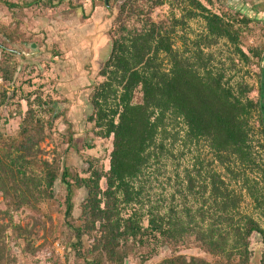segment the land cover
Here are the masks:
<instances>
[{"label": "trees", "instance_id": "obj_1", "mask_svg": "<svg viewBox=\"0 0 264 264\" xmlns=\"http://www.w3.org/2000/svg\"><path fill=\"white\" fill-rule=\"evenodd\" d=\"M63 1L0 0L10 10L33 3L54 8ZM90 1L94 6L97 0ZM100 1L106 9L111 2L116 3L117 10L108 30L110 49L98 70L103 79L90 93L87 120L96 134L110 138L107 168L90 167L88 161V176L70 172L62 160V153L74 147L70 130L61 136L52 161L40 158V142L53 139L57 100L32 92L18 96L26 108L21 113L18 101L11 104L20 118L17 130L7 138L0 135V191L7 203L8 219L12 221L10 210L13 213L22 207L49 204L56 196L70 229L68 249L73 248L74 264H125L131 254L144 262L156 257L163 247L172 255L153 264H252L250 237L256 233L264 244V229L240 211L242 195L230 182L241 179L240 189L255 207L264 209V196L244 171L256 165L250 121L254 114L258 121L255 132L261 137L256 143L264 139L260 106L258 100L247 96L248 84L231 85L224 70L211 64L213 54L204 51L222 38L233 45L241 60L248 61L240 39L250 18L212 11V0H179L190 8L187 17L198 15L203 20L205 32L190 48L177 49L173 47L172 28L151 17L153 9L166 0ZM66 3L71 8L81 7L75 0ZM7 39L11 37L4 34L0 51L4 50L1 41ZM252 53L261 57V49ZM11 54L6 52L0 58L5 82L12 76L13 69H8L13 62ZM136 90L139 101H134ZM7 93L6 88L0 92V105L6 104ZM179 124L182 127L175 129ZM169 125L174 130H169ZM168 140L185 146L202 140L227 181L214 168L202 170L198 161L201 166L194 172L185 170L182 191L178 190L183 197L180 208L171 205L162 211L160 205L153 204L144 209L145 171L150 161L162 154ZM257 145L263 149L262 144ZM56 181L63 194L54 191ZM79 188L85 194L79 206V223L75 224L66 218L71 216L72 196ZM83 236L89 243L82 242ZM15 237L20 234L15 233ZM193 247L203 254L183 253ZM3 253L2 248L0 264ZM257 264H264V249Z\"/></svg>", "mask_w": 264, "mask_h": 264}, {"label": "rangeland", "instance_id": "obj_2", "mask_svg": "<svg viewBox=\"0 0 264 264\" xmlns=\"http://www.w3.org/2000/svg\"><path fill=\"white\" fill-rule=\"evenodd\" d=\"M66 1L54 8L33 3L14 10L6 8L0 2V40L4 34L11 37L6 42L1 41L4 50L0 51V58L4 54L6 56V52H11L10 57L13 60L10 65L8 64V69H13L10 82H5L0 70V92L4 88L8 92L6 104L0 105V135L7 138L14 135L17 130L20 118L17 109L11 104L18 101V96L26 92H32L34 96L40 95L42 98L50 95L52 99L57 100L59 113L53 124V139H45L39 144L41 149L39 157L52 161L61 136L70 130L74 147L62 153V160L66 161L65 164L71 173L85 177L88 176L86 171L88 161H91L90 167L93 168L102 166L106 169L108 164L110 138L96 134L92 123L87 120V115L90 112V93L103 79L98 76V70L110 49L108 30L116 13L117 4L111 2V7L106 9L100 0L95 1L94 6H91L90 0H75L81 7L77 5V8H71ZM246 1L212 0L209 8L216 12L223 10L234 13L242 2H245L247 7L249 3ZM188 9L190 8L187 4L180 3L179 0H166L151 13L155 22H164L166 28H172L170 34L173 47L177 49L190 48L192 42L205 32L204 22L198 15L192 17L185 15ZM240 47L250 57L248 61L241 60L234 53L233 45L222 38L204 51L213 54L214 60L211 64L224 70L225 77L230 79L231 85L248 84L250 91L247 96L256 101L259 96L261 57L256 58L252 51L261 49L262 55L264 50L263 20L258 18L250 20L248 30L241 36ZM139 99L140 93L136 90L134 101ZM18 102L22 113L26 108L25 102L21 99ZM254 115L250 121L254 127L252 135L257 166L252 169L247 166L244 171L250 183H256L264 196V139L256 143L261 137L259 132H255L258 121ZM180 127L182 124L175 126V129ZM168 128L174 130L170 125ZM182 132L180 129V136ZM181 144L179 141L174 144L166 141L162 154L150 161L143 178L146 191L144 209L153 204L160 205L162 211L171 205L180 208L183 197L178 190L182 191L185 170L190 169L194 172V168L201 166L200 163L202 170L214 168L223 174L227 181L223 169L215 161L212 162V155L202 140L186 146ZM257 144H262L263 149ZM240 180L230 182V185L242 195L240 211L250 215L264 229V209L255 207L245 190L240 189ZM53 188L54 191L63 194L59 181L54 183ZM84 194L81 188L74 191L71 216L66 218L67 221L79 223L77 219L79 206ZM55 200L56 196L49 204L43 202L33 207H22L13 213L10 210L9 213L12 215L10 221L6 211L7 203L0 191V251L3 248L4 252L2 264H74L73 248L68 249L70 229L65 224L64 207L61 202ZM145 220L143 218L144 225ZM15 233L20 234L18 239ZM82 242L86 244L89 240L83 236ZM250 247L253 253L252 264H257L260 252L264 249L258 234L251 235ZM183 253L187 256L203 254L194 247ZM170 255L172 252L163 247L159 249L156 257L144 262H140L137 255L131 254L125 264H153Z\"/></svg>", "mask_w": 264, "mask_h": 264}, {"label": "flooded vegetation", "instance_id": "obj_3", "mask_svg": "<svg viewBox=\"0 0 264 264\" xmlns=\"http://www.w3.org/2000/svg\"><path fill=\"white\" fill-rule=\"evenodd\" d=\"M246 2L249 3L250 6L247 5V7H245V2H242L241 5L236 8V12L227 13L234 14L239 17H247L248 19L250 18V20L258 18L264 21V0H247ZM258 94L259 96L257 100L260 106V112L262 117V129L264 131V50L261 55Z\"/></svg>", "mask_w": 264, "mask_h": 264}]
</instances>
